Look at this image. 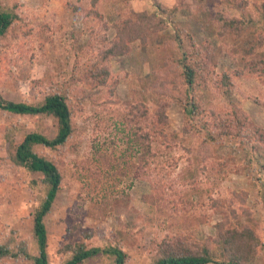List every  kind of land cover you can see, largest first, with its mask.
<instances>
[{"label":"rangeland","instance_id":"1","mask_svg":"<svg viewBox=\"0 0 264 264\" xmlns=\"http://www.w3.org/2000/svg\"><path fill=\"white\" fill-rule=\"evenodd\" d=\"M175 1L96 0L91 6V0H0V7L10 8L22 19L15 20L0 38V96L12 101L35 103L46 91L65 82L76 36L81 42H94L92 37L102 35L108 46L119 39L114 24L134 13H151L154 23L159 17L165 21L158 30L149 28L144 40L132 42L129 52L112 58L113 76L120 75L117 85L111 78L105 87L87 89L76 132L66 145L42 149L62 174V189L44 217L48 264L65 263L71 256L68 247L81 243L118 245L128 254L125 264H154L156 244L165 237L197 242L213 237L220 210L230 216V225L250 223L264 243L263 191H259L264 184L256 178L264 177V173L260 176L264 150L253 156L245 154L241 145L227 141L212 157L196 161L189 152L193 138L174 135L184 120L181 106L172 104L166 111L167 131L175 140L164 141L158 150L157 168L146 170L141 179L131 175L145 154L155 149L142 137L140 149L127 144V137L126 142L120 141L122 111L142 101L153 115L163 93L156 88L151 92L150 85L161 81L168 85L171 79L180 78L176 60L183 52H191L193 44L210 49L216 73H233L232 91L221 96L214 95L212 88L202 89L207 93L201 94L202 100L218 111L236 105L264 128V72L257 75L248 69L254 55L264 53V0H194L196 11L174 9ZM69 5L81 11L73 12ZM216 13L242 18L243 29L236 35H218ZM93 27L96 32L91 36ZM255 40L260 42L258 46ZM6 127L18 129L16 140L23 132L39 131L53 138L56 131L49 117L15 115L0 109V245L14 249L23 241L28 252L36 255L32 219L45 189L33 182L36 175L10 160L3 136ZM112 151L125 154L114 161ZM165 154L170 163L162 157ZM248 157L254 158L259 171L238 174L226 163L233 159L240 167ZM162 163L167 166L159 172ZM109 172L115 179L106 177ZM216 200L220 201L218 207ZM242 207L250 215L242 213ZM231 209H235L236 218ZM111 259L101 254L83 264H111ZM0 264L32 263L20 256L0 259ZM248 264H264L263 247Z\"/></svg>","mask_w":264,"mask_h":264},{"label":"trees","instance_id":"2","mask_svg":"<svg viewBox=\"0 0 264 264\" xmlns=\"http://www.w3.org/2000/svg\"><path fill=\"white\" fill-rule=\"evenodd\" d=\"M95 3L96 0L89 2L91 6ZM70 7L73 12L81 11L78 7L74 9L73 5ZM83 8L85 9V7ZM173 8H186L196 11L198 3L194 0H176ZM88 11L95 15L98 13L95 10ZM153 18V14L140 11L121 19V22H116L114 25L119 39L110 42L108 46L106 45L108 44L107 38L102 35L92 37L91 40L94 42H81L76 36L72 44L73 61L68 78L65 79L64 83L53 87V91H46L35 103L12 101L0 96V109L15 115L49 117L56 131L53 138H48L39 131L23 132L20 134L19 140L15 138L18 129L10 130L6 127L3 131V136L9 145L10 160L14 165L23 167L37 176L33 182L44 187L45 196L35 210L32 219L38 253L33 255L28 252L23 241L17 243L14 249L8 244H1L0 259H17L23 256L32 264H48V231L44 217L62 189V174L57 164L44 154L42 149L63 147L67 140L73 136L77 129V116L83 108L88 88L105 87L111 78L117 85V79L120 75L113 76L112 58L129 52L130 44L137 39L144 40L143 36L147 34L149 28L158 30L163 26L164 19L162 17H159L157 23L152 22ZM215 19L217 34L220 36L236 35L245 24L242 18L222 13H216ZM15 20L22 21L18 14L11 11L10 8L0 7V38L5 36ZM93 29L94 27L89 29L91 36L96 32H92ZM259 44L260 42L255 40V45L258 46ZM97 48L98 50L91 54ZM193 48L191 52H183L182 56L176 60V66L181 68L180 78L171 79L168 81V85L165 81L150 85L151 92L155 91L156 88L162 90L161 93H163L161 98L156 100L153 115H149L147 107L142 101H138L129 110L122 111L120 132L123 135L120 137V141H125L124 137H127L128 142L125 141L127 144H132L140 149L142 137L151 148L155 149L151 154H145L140 160L139 166H136L131 174L134 178L141 179L143 173L146 175V170H155L157 163H160L157 157H161L158 150L164 141L165 144L174 142V137L167 131L166 115L167 109L172 104L181 106L184 114L182 128L174 135L182 134L193 138V145L189 152L196 161L202 162L212 157L227 141L241 145L242 148H239L245 150V154H252L253 156L264 150V128L258 126L248 116L247 112L236 105H230L228 109L218 111L208 107L207 101L202 100V95L207 94L202 89L211 90L209 88H212L211 92L214 95L219 94L221 96L232 91L233 73L225 71L216 73L210 49L206 47V50H203L202 47H196L194 44ZM248 67L249 72L257 75L262 74L264 72V53L254 55ZM252 100L257 102L256 99ZM98 153L100 152L98 151ZM111 153L116 155L114 151ZM124 154L125 152L121 151L116 157H113L114 161L117 157H123ZM167 155L162 157L166 158ZM129 157L133 156L130 154ZM166 159L169 162V158ZM232 162L233 159H226L230 170H234L238 174L253 173L251 170L259 171L253 157L244 160L245 163L240 167ZM165 166L167 165L162 163L157 171L162 172ZM245 166L249 167V170L245 169ZM110 167L116 168L118 166L110 165ZM260 169V176H262L264 173L263 165ZM106 177L115 179L111 172ZM256 178L258 182L261 181L264 184V177L260 179L257 175ZM112 185L111 182L110 186ZM259 191H263L260 195L264 206V189H259ZM108 193L106 192V197L109 195ZM244 196L246 197V192ZM215 204L218 207L220 201L216 200ZM234 210L231 209V215L236 218ZM222 212V210L218 211L220 220L215 223V235L211 238H205L202 242L184 237L163 238L156 244V251L153 256L154 264H222V262L226 264H248L258 254L259 249L264 248L262 236L247 221L230 225V216ZM242 213L250 215V212L244 207H242ZM68 249L71 251V256L63 264H83L88 259L101 254L112 258L111 264H125L128 258V254L118 245L110 243L100 246H88L81 243L69 246Z\"/></svg>","mask_w":264,"mask_h":264}]
</instances>
